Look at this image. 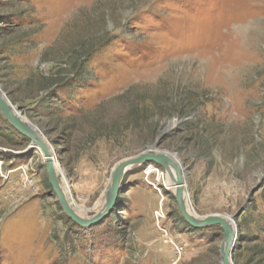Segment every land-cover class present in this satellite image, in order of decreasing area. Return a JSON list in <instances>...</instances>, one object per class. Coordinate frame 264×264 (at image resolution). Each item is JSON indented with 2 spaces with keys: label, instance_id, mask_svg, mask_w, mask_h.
Segmentation results:
<instances>
[{
  "label": "rangeland",
  "instance_id": "obj_1",
  "mask_svg": "<svg viewBox=\"0 0 264 264\" xmlns=\"http://www.w3.org/2000/svg\"><path fill=\"white\" fill-rule=\"evenodd\" d=\"M0 85L82 215L158 142L195 215H234V264H264V0H0ZM13 139L0 120V264H221L223 230L187 227L162 167L130 168L81 227L41 152Z\"/></svg>",
  "mask_w": 264,
  "mask_h": 264
},
{
  "label": "water",
  "instance_id": "obj_2",
  "mask_svg": "<svg viewBox=\"0 0 264 264\" xmlns=\"http://www.w3.org/2000/svg\"><path fill=\"white\" fill-rule=\"evenodd\" d=\"M21 108L14 105L0 85V112L6 121L16 129L21 135L28 138L32 148L38 149L43 157L46 166L49 182L58 197V201L67 217L81 227H90L101 222L107 217L115 207L118 193L124 175L135 165L156 164L162 167L172 183L167 190L174 188V196L179 206V210L187 224L191 227L200 229L211 226H219L223 230V243L221 248V264H234L233 252L237 240L238 228L234 221V215L210 214L206 216H196L188 210L186 202V183L185 169L177 160V156L168 151L160 149L159 143H154L145 151L138 155L130 156L119 161L111 174V179L106 188L105 204L102 209L91 217L82 215L72 203L60 181V172L56 166L53 148L41 132L39 127L30 122L21 113ZM172 187V188H171Z\"/></svg>",
  "mask_w": 264,
  "mask_h": 264
},
{
  "label": "trees",
  "instance_id": "obj_3",
  "mask_svg": "<svg viewBox=\"0 0 264 264\" xmlns=\"http://www.w3.org/2000/svg\"><path fill=\"white\" fill-rule=\"evenodd\" d=\"M70 87L68 86V89ZM65 99L60 98L59 95H56L55 93L53 95H48V100H53L54 104H59L62 108V110H64L65 108L67 110H71V104L69 103L68 100V95H64ZM54 99H57L58 101H55ZM57 105H55L54 107H56ZM0 120L2 121V123L5 125L6 129L10 132V134L13 136V138H15L16 140H19L21 142H27L28 139L26 137H24L23 135H21L16 129H14L7 121L6 119L3 117V115L0 113ZM13 139V140H15ZM15 140V141H16ZM14 142V141H13ZM187 227L190 228L192 231H199V230H204L205 228H200V229H194L193 227H191L189 224H187ZM219 228L218 226H214V227H210V229H217Z\"/></svg>",
  "mask_w": 264,
  "mask_h": 264
},
{
  "label": "bare ground",
  "instance_id": "obj_4",
  "mask_svg": "<svg viewBox=\"0 0 264 264\" xmlns=\"http://www.w3.org/2000/svg\"><path fill=\"white\" fill-rule=\"evenodd\" d=\"M178 160V159H177ZM179 162H180V160H179ZM181 163V162H180ZM182 164V163H181ZM56 166H57V164H56ZM167 179H168V182H169V186H171V182H170V179H169V177H168V175H167ZM168 188V187H167ZM172 188V187H171ZM172 189H174V188H172ZM64 192L66 193V191L64 190ZM67 195V194H66ZM186 202H187V206H188V210H190L191 212H192V214H194L195 215V213H194V210H193V208H192V205H191V203H190V201H189V198H188V196H186ZM196 216H198V214H196Z\"/></svg>",
  "mask_w": 264,
  "mask_h": 264
},
{
  "label": "built area",
  "instance_id": "obj_5",
  "mask_svg": "<svg viewBox=\"0 0 264 264\" xmlns=\"http://www.w3.org/2000/svg\"><path fill=\"white\" fill-rule=\"evenodd\" d=\"M158 216H161V215H159V213H158Z\"/></svg>",
  "mask_w": 264,
  "mask_h": 264
}]
</instances>
